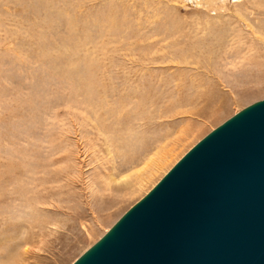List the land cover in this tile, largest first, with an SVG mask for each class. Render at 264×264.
<instances>
[{"label":"rangeland","instance_id":"obj_1","mask_svg":"<svg viewBox=\"0 0 264 264\" xmlns=\"http://www.w3.org/2000/svg\"><path fill=\"white\" fill-rule=\"evenodd\" d=\"M263 24L264 0H0V264H72L264 99Z\"/></svg>","mask_w":264,"mask_h":264},{"label":"water","instance_id":"obj_2","mask_svg":"<svg viewBox=\"0 0 264 264\" xmlns=\"http://www.w3.org/2000/svg\"><path fill=\"white\" fill-rule=\"evenodd\" d=\"M72 264H264V99L200 139Z\"/></svg>","mask_w":264,"mask_h":264},{"label":"bare ground","instance_id":"obj_3","mask_svg":"<svg viewBox=\"0 0 264 264\" xmlns=\"http://www.w3.org/2000/svg\"><path fill=\"white\" fill-rule=\"evenodd\" d=\"M260 3H261V2H260ZM262 8H263V5H262ZM252 10H253V9H252ZM252 10H251V11H252ZM257 12H258V11H257ZM260 13H261V12H260ZM238 17H239V16H238ZM236 18H237V17H236ZM239 18H240V17H239ZM239 20H240V19H239ZM239 20H238V21H239ZM237 23H238V22H237ZM243 25H244V24H243ZM245 25H246V24H245ZM263 25H264V24H263ZM226 27H227V26H226ZM234 27H235V26H234ZM219 28H220V27H219ZM227 28H228V27H227ZM223 29H224V28H223ZM237 29H238V28H237ZM219 30H220V29H219ZM224 31H225V29H224ZM250 31H251V28H250ZM227 32H228V31H227ZM211 33H212L211 35H216V34H218L217 31H212V30H211ZM211 37H213V36H211ZM215 41H217V40H215ZM200 43H201V42H200ZM203 43H204V42H203ZM209 43H210V42H209ZM211 43H212V42H211ZM211 43H210V46H211ZM216 43H217V42H216ZM220 43H221V42H220ZM197 45H198V44H197ZM199 45H200V44H199ZM203 45H204V44H203ZM203 45H202V46H203ZM213 45H215V44L213 43ZM216 45H217V44H216ZM205 46H207V44H206ZM211 47H213V46H211ZM184 48H185V47H184ZM191 49H192V48H191ZM182 50H183V49H182ZM197 50H198V49H197ZM199 50H201V48H200ZM205 50H206V49H205ZM202 51H204V50H202ZM202 51H201V52H202ZM206 53H207V52H206ZM209 53H210V52H209ZM87 88H88V87H87ZM15 169H16V168H15ZM14 171H15V170H14ZM8 173H9V172H8Z\"/></svg>","mask_w":264,"mask_h":264}]
</instances>
